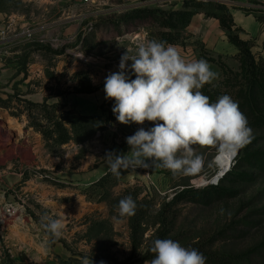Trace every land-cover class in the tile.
Segmentation results:
<instances>
[{
    "label": "rangeland",
    "instance_id": "obj_1",
    "mask_svg": "<svg viewBox=\"0 0 264 264\" xmlns=\"http://www.w3.org/2000/svg\"><path fill=\"white\" fill-rule=\"evenodd\" d=\"M211 3L224 5L229 13L236 9L264 19V0H0V14L17 18V31L32 32L30 37L21 35L0 60V188L10 199L5 203L24 205L25 224L14 223L11 230L21 241L33 239L34 249L43 243L45 214L64 224L63 235L46 246L64 247L66 259L53 251L49 255L56 264H81L84 256L92 257L93 264H145V258L154 257L145 248L153 240L171 238L184 244L232 220L260 224L247 236L218 237L219 250L239 252L264 239V169L255 166L254 137L214 183L209 180L218 171L214 158L219 146H195L203 164L192 175L174 177L168 170L149 167L122 170L119 179L111 173L99 181L110 172L106 153H127L126 137L153 126L120 124L112 112L115 101L105 99V78L119 71L124 47L134 50L142 38H157L172 42L187 60L216 57L196 35V26L204 20L212 28L207 15L219 10H209ZM179 11L193 13L183 28ZM171 23L178 27H169ZM218 61L225 74L219 63L208 61L220 76L203 89L215 85L224 93L226 82L241 76L239 61L232 54ZM38 95L40 102L33 103L47 98L48 105L65 104L56 109L57 115L69 110L76 116H98L106 129L79 138L80 144L47 140L28 125L25 102ZM32 111V116L41 114V129H47L50 124L41 109ZM91 122L77 124L86 128ZM132 195L137 203L134 221L145 240L140 247L131 240V216L119 217L116 211L118 201ZM2 246V263L30 264L21 250L12 255Z\"/></svg>",
    "mask_w": 264,
    "mask_h": 264
},
{
    "label": "clouds",
    "instance_id": "obj_2",
    "mask_svg": "<svg viewBox=\"0 0 264 264\" xmlns=\"http://www.w3.org/2000/svg\"><path fill=\"white\" fill-rule=\"evenodd\" d=\"M124 48L119 71L105 78V99L115 101L112 112L120 124L153 126L140 127L126 137L127 153H106L108 170L117 179L122 170L149 167L163 168L174 177L192 175L203 164L195 146L236 152L251 143L252 129L238 102L228 94L212 102L203 93L205 85L220 76L207 60H187L174 45L157 38H142L134 50ZM136 208L135 200L126 196L118 201L116 211L119 217H130ZM41 226L47 233L43 246L63 235L61 218L45 214ZM150 251L154 258L145 264H206L199 250L171 238L153 240ZM81 264H93L92 257H82Z\"/></svg>",
    "mask_w": 264,
    "mask_h": 264
},
{
    "label": "trees",
    "instance_id": "obj_3",
    "mask_svg": "<svg viewBox=\"0 0 264 264\" xmlns=\"http://www.w3.org/2000/svg\"><path fill=\"white\" fill-rule=\"evenodd\" d=\"M209 10H219L217 15L210 14L207 15V17L214 18L218 21L221 30L225 33L229 42L237 48L238 54L236 57L239 61L241 76L239 79L226 82V85H228L229 88L224 93H221L215 85H212L207 89H202V91L205 95L210 97L212 102H215L217 98L223 94L230 95L238 102L240 110L246 115L249 126L252 131H254V143L258 145L255 166L264 169V57L251 53L250 49L252 43L250 41H243L239 38L241 29L235 26L231 14L227 11L224 5L211 3L209 4ZM181 13L182 12L178 14ZM181 15L183 20L180 28H183L189 22L193 13L184 12ZM258 20L264 23V19L259 18ZM168 26L171 28L178 27L175 23H171ZM168 43L171 44L172 42L168 40ZM218 59L209 58L208 60L219 63ZM219 65L222 74L224 75V65L221 63H219ZM84 92L89 93L88 90ZM46 102L47 98H44L41 104L33 102L25 103L28 112V125L35 131H40L42 136L47 140H52L58 144L69 143L71 141L80 144L79 138L91 136L94 132L100 133L106 129V127H104V120L98 116H76L69 110L57 115L56 109H64L65 104L53 103L48 105ZM33 109H41V112L43 113L42 116L50 124L47 129H41V124L38 121V116L41 115L40 113L35 116L31 115ZM86 120L94 122L89 123V126L86 128L78 126V121ZM54 135H56V137H54ZM110 174L111 172H108L102 176L99 181ZM131 197L134 199V195ZM142 202L146 203L144 200H142ZM259 210L260 209L255 211L258 212ZM136 214L137 211L135 212V215ZM135 215L130 217L129 222L132 237L131 240L134 247H140L145 240L143 239V230L141 229L140 224L137 223L138 221H134ZM240 224L244 229H237L236 226ZM258 224H260V221H245L244 223L242 220H232L218 230L203 233L196 239L182 245L185 247L196 248L203 253L206 257V264H264V239L239 252L222 251L216 246L218 237L232 239L236 236H247L248 232L258 226ZM151 246V243L150 245L146 244L145 248H151ZM153 258L154 257H147L145 259L150 261Z\"/></svg>",
    "mask_w": 264,
    "mask_h": 264
},
{
    "label": "crops",
    "instance_id": "obj_4",
    "mask_svg": "<svg viewBox=\"0 0 264 264\" xmlns=\"http://www.w3.org/2000/svg\"><path fill=\"white\" fill-rule=\"evenodd\" d=\"M230 14L235 26L241 29L239 38L243 41H250L252 43V47L250 49L251 53L264 57V23L260 22L252 13H246L241 10H231ZM208 19L213 21L211 22L210 26L212 28H209V26H207L208 23L204 20L202 24L198 23L196 26V35L198 38L206 42L207 47H209L217 56L201 55L202 57H206H203V59H207V61H209V58H223V56L226 57V55L229 56L230 54L236 56L238 54L237 48L229 42L227 36L221 30L218 21L214 18ZM17 27V18L8 17L5 19V15L0 14V60L2 59L3 54L6 53L8 47L10 48L11 45H15L19 42L18 38L20 36L17 35L19 32L17 31ZM189 53L192 55L191 52ZM9 63L11 62H6L7 67L10 66ZM1 66H3V64ZM41 98L42 95H38L31 99V101L40 102ZM9 200V198L5 197V191H3L2 186L0 188V207ZM13 226L14 224H11L6 228L3 236L4 241L2 240L3 244L6 245V248L10 249L9 252L11 254L12 252H20L21 250V252L26 254L27 263L30 264H56V262L53 261L51 257H49L51 251L59 254L62 259L67 258L68 255L66 254V251L64 250V247L61 245V243H56L53 247L48 248L43 246L42 243L39 244L37 249H34V240L30 239V241L27 243L21 241L20 237L14 235V233L11 231ZM20 233H23V231H20ZM71 264H78V262L72 261Z\"/></svg>",
    "mask_w": 264,
    "mask_h": 264
},
{
    "label": "built area",
    "instance_id": "obj_5",
    "mask_svg": "<svg viewBox=\"0 0 264 264\" xmlns=\"http://www.w3.org/2000/svg\"><path fill=\"white\" fill-rule=\"evenodd\" d=\"M84 2L91 1V0H83ZM32 32L27 29L24 31L18 32V36H26L30 37ZM2 122V117L0 116V125ZM19 224L23 225L25 224V213H24V205L23 203H17V202H7L4 205L0 207V264L2 263V256L1 251L4 248L3 241H4V232L6 231V228L11 224ZM3 240V241H2Z\"/></svg>",
    "mask_w": 264,
    "mask_h": 264
},
{
    "label": "bare ground",
    "instance_id": "obj_6",
    "mask_svg": "<svg viewBox=\"0 0 264 264\" xmlns=\"http://www.w3.org/2000/svg\"><path fill=\"white\" fill-rule=\"evenodd\" d=\"M234 153L235 152H232L230 150L223 149V148L219 147V150H218V152H217V154L215 155V158H214V161H215V163L218 166L217 174L219 172H222L223 170H225L227 167L230 166L231 159L233 160Z\"/></svg>",
    "mask_w": 264,
    "mask_h": 264
},
{
    "label": "water",
    "instance_id": "obj_7",
    "mask_svg": "<svg viewBox=\"0 0 264 264\" xmlns=\"http://www.w3.org/2000/svg\"><path fill=\"white\" fill-rule=\"evenodd\" d=\"M238 151H239V150H238ZM238 151H236V152L234 153L233 159H234V157L238 154ZM227 171H228V167H227L225 170H223L222 172H219L216 176L212 177V178L209 180L210 183H214V182L218 181V179H219L222 175H224ZM218 177H219V178H218Z\"/></svg>",
    "mask_w": 264,
    "mask_h": 264
}]
</instances>
